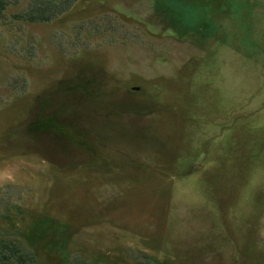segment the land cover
I'll return each instance as SVG.
<instances>
[{
  "label": "rangeland",
  "instance_id": "rangeland-1",
  "mask_svg": "<svg viewBox=\"0 0 264 264\" xmlns=\"http://www.w3.org/2000/svg\"><path fill=\"white\" fill-rule=\"evenodd\" d=\"M27 1L0 18V235L38 264H264V0Z\"/></svg>",
  "mask_w": 264,
  "mask_h": 264
},
{
  "label": "trees",
  "instance_id": "trees-1",
  "mask_svg": "<svg viewBox=\"0 0 264 264\" xmlns=\"http://www.w3.org/2000/svg\"><path fill=\"white\" fill-rule=\"evenodd\" d=\"M21 0H0V18L5 16V10L19 5ZM76 2V0H28L26 6L13 15V18L24 22L47 23L56 19ZM42 130H59L58 123L51 119L33 122ZM0 235V264H38L35 258L24 252L21 243L12 237Z\"/></svg>",
  "mask_w": 264,
  "mask_h": 264
}]
</instances>
